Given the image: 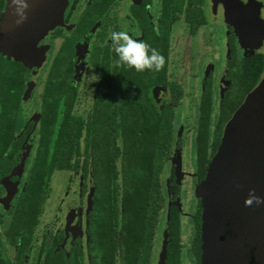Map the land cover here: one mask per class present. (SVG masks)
<instances>
[{
  "label": "flooded vegetation",
  "instance_id": "obj_1",
  "mask_svg": "<svg viewBox=\"0 0 264 264\" xmlns=\"http://www.w3.org/2000/svg\"><path fill=\"white\" fill-rule=\"evenodd\" d=\"M240 1L244 4L254 1L264 23V0ZM6 5L5 0H0V21ZM231 12L230 0H69L64 25L50 31L40 42L41 46H47L46 62L40 69H29L0 54V264H102V259L99 260L100 231L104 226L101 193L107 185L102 175L106 168L98 153L102 152L103 158L110 149L107 136L111 132L108 128L111 119L106 111L114 99L118 103V96L112 97L116 87L105 85L112 74L120 76L124 71V65L116 62L112 50L111 31H124L133 39L143 40L163 56L159 71L127 67L129 88L133 91L143 85L149 87L142 93L151 95L152 105L160 116L170 118L169 140L164 137L157 144L163 156L159 163L163 194L156 232L161 224L162 243L166 236L168 247L170 215L179 214L180 233L181 219H190L195 231L190 247L194 255L196 217L201 207L197 199L194 213L184 209L186 185L196 187L205 178L225 126L264 76L263 70L257 84L245 92L244 72L256 63L258 55L264 56V40L257 41L256 50L242 46L235 25L229 23ZM175 25L187 26L192 35L198 33L200 26H211L223 37L218 44L222 53L220 62L215 59L207 62L201 76L193 69L188 71L191 77H199L195 92L184 87L181 72L187 71L189 64L183 63L182 54L170 62ZM93 66L96 80L90 105L84 104L87 110L79 113L75 109L79 85ZM171 68H179L177 74ZM172 78L175 80L171 81ZM42 81V91L38 93ZM134 105L129 106L127 119L128 159L143 155L146 142L141 137L143 131L135 125ZM184 111L183 121L180 117ZM68 112L92 126L89 131L85 125L79 155L73 154L65 163L56 143ZM156 115V112L150 114L157 124ZM116 143L120 144L118 138ZM132 162L136 167L135 158ZM62 174L67 175L65 181H59ZM52 180L55 186L62 182L63 196L58 213L47 224L50 231L44 230L37 244L38 232L48 213ZM116 187L120 189L121 207L128 186L119 179ZM123 225L121 220L116 225L120 244L117 264L126 256ZM194 258L197 264L195 255Z\"/></svg>",
  "mask_w": 264,
  "mask_h": 264
},
{
  "label": "water",
  "instance_id": "obj_2",
  "mask_svg": "<svg viewBox=\"0 0 264 264\" xmlns=\"http://www.w3.org/2000/svg\"><path fill=\"white\" fill-rule=\"evenodd\" d=\"M5 1L0 54L29 69H40L47 51L40 42L64 25L69 0H27V18L21 24L15 23L10 0ZM230 1L229 23L235 25L240 43L258 49L257 41L264 40V23L257 5L251 0L249 4ZM180 175L178 169L177 181ZM249 189L264 197V76L225 126L205 178L195 187L201 207L200 264H264V203L245 205ZM167 244L165 236L158 264H166Z\"/></svg>",
  "mask_w": 264,
  "mask_h": 264
},
{
  "label": "trees",
  "instance_id": "obj_3",
  "mask_svg": "<svg viewBox=\"0 0 264 264\" xmlns=\"http://www.w3.org/2000/svg\"><path fill=\"white\" fill-rule=\"evenodd\" d=\"M123 68L122 75L115 76L112 74V78L107 79L105 85L113 89L116 87L112 97L118 96V103L116 104V99H114L112 103L110 102L112 106L106 111V114H109L111 119L108 127L111 132L107 136L110 149L106 150V157L102 160L104 161L102 165L106 168L102 174L103 181L107 187L104 186L101 193L104 226L100 231L102 255H99V260L100 258L102 259V264H117L118 255L116 256V252L117 249L119 251V242L116 239V234H118L116 225L121 220L124 224L121 231H123L126 238V243L123 246L126 256L121 257V264H151L158 214L163 194L159 169V163L163 161V156H160L161 149L157 147V144L160 141L162 142L164 137L169 140L172 129L169 125L170 118L168 115L160 116L152 105V99L147 95L148 93H142L145 91L143 90L144 88L149 87L143 85L142 88L130 91L128 68L125 66ZM112 70L116 71L115 69ZM263 70L264 56L258 55L256 63H252L244 72L245 82H247L245 92H249L257 84ZM139 78L135 77L134 79L139 80ZM133 103H135V125L143 131L141 137H145L146 142L143 144L145 147L144 154L141 156L135 155L134 158L137 161V165L132 168V165L127 164L125 160L129 151L126 147L127 119H129L130 114L129 106L131 107ZM70 106L72 107V104ZM153 112L157 113V124L153 121L155 118L150 116ZM68 114L65 119L66 122L61 125L59 130L58 142L56 141V150L60 152L58 153L63 158L67 159H64L65 163L73 158V154L79 155L80 137L85 125H87L82 117H76L70 112ZM94 125H96V122ZM89 126L92 125L86 126L90 131L91 128ZM117 138L120 144L116 143ZM114 149L116 153H113ZM105 160H108V162ZM116 160L121 164L120 168L116 167ZM202 178H204V174L201 175ZM118 179L126 187L128 186L122 201H120L122 203L121 207L119 206L121 193L120 189L118 190L116 187ZM200 215L201 208L196 217L197 237L193 242V252L197 259V264H200ZM167 222L170 227L168 235L171 237V242L167 247L165 263L181 264L182 245L180 242L179 214L177 212L171 214Z\"/></svg>",
  "mask_w": 264,
  "mask_h": 264
},
{
  "label": "rangeland",
  "instance_id": "obj_4",
  "mask_svg": "<svg viewBox=\"0 0 264 264\" xmlns=\"http://www.w3.org/2000/svg\"><path fill=\"white\" fill-rule=\"evenodd\" d=\"M222 38H223L222 36L219 37L216 34V29L214 30L211 26L209 27L200 26L198 33L195 35H192L188 31V27L185 25L184 26L175 25V27H173L172 39H171L173 51H170L171 52L170 62H172L175 58H177L178 54L181 53L182 54L181 58L183 59V63H185V65L189 64V68L187 69V71H184V72L182 71L181 76L183 77L182 81L184 83V87L189 89L190 92H195V90L199 86V77L197 79H195L194 77H191V75L188 74L189 73L188 71L189 70L191 71V69H193L197 75L201 76L203 70H205L207 66V62L213 59L219 61L220 60L219 56L222 55V53H220L218 44H219V40ZM4 62L7 63L6 61ZM190 63H191V66H190ZM178 70L179 68L178 69L171 68V71L173 72V74L175 73L177 74ZM94 71H95V66H93L90 72L86 73L84 79H82V83L79 85V94H78V99L75 105V109L79 113H82L83 111L87 110L84 104H87L88 107L90 105L91 95L94 89L93 82L96 80ZM174 80L175 78L171 79V81H174ZM42 87H43V81L39 83V86L37 89L38 93L42 91ZM185 114H186L185 111L182 112L181 117H180L182 118L183 121L186 118L184 116ZM177 122H178V119H177ZM100 144L103 145V142H101ZM107 144H108V141H107ZM113 153H116L115 149L113 150ZM127 154H130V151H128ZM98 157L100 159H103L105 156L102 158V152H100L98 153ZM105 161L108 162V160H105ZM125 161L127 162V164H131L132 168L134 167L132 159L126 158ZM101 163L103 164L104 161H101ZM115 165H118L116 167H119V168L121 167L120 164L116 163ZM62 175H63V178L59 179V181L66 180L67 175L65 174H62ZM56 176L57 174L53 176V178H56ZM163 178L165 177L163 176ZM118 181L119 179L116 182ZM51 182H52L51 187L49 189L50 197L49 199H47L48 200L47 202L48 203L47 204L48 213L44 219L43 228H41V230H39L38 232L39 234L37 238V244L41 238V233L47 229V224L49 226V224L51 223V219H52L51 217H54L55 214L58 213L59 200L63 196L64 185L62 184V182H60L59 185L57 186H55V180H52ZM74 187L75 186L73 185V188ZM185 189L187 190L185 194L187 202L185 203L184 209L188 211L189 213L191 212L194 213L196 210V206L198 205L197 199L194 196L195 186H191V184H189V185H186ZM162 218L163 216L161 217V219ZM192 223L193 222H191L190 219H187L185 217L181 219V226H180L181 227L180 242L182 245L181 264H196L194 255L192 254L190 250L192 238L195 235V231H194ZM49 228L50 227H48L47 229L48 231H50ZM162 228L163 226L160 224V227L158 228L156 232V239L153 245V255L151 258L152 260L151 264L157 263L158 254H159V251L161 250V243L163 240Z\"/></svg>",
  "mask_w": 264,
  "mask_h": 264
},
{
  "label": "clouds",
  "instance_id": "obj_5",
  "mask_svg": "<svg viewBox=\"0 0 264 264\" xmlns=\"http://www.w3.org/2000/svg\"><path fill=\"white\" fill-rule=\"evenodd\" d=\"M12 15L16 17L15 23L21 24L27 18V0H10ZM109 38L112 50L116 54L117 63L131 67L136 71H159L163 63V56L143 40H136L124 31H111ZM255 201L257 205L264 203V197L255 194L254 189H249V194L244 200L245 205Z\"/></svg>",
  "mask_w": 264,
  "mask_h": 264
}]
</instances>
